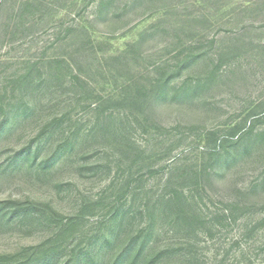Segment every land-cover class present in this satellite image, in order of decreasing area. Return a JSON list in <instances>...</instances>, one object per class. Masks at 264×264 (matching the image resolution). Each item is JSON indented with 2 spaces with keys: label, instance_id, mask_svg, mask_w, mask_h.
I'll return each instance as SVG.
<instances>
[{
  "label": "rangeland",
  "instance_id": "obj_1",
  "mask_svg": "<svg viewBox=\"0 0 264 264\" xmlns=\"http://www.w3.org/2000/svg\"><path fill=\"white\" fill-rule=\"evenodd\" d=\"M55 59L89 87L45 83L43 107L0 128V263L97 264L107 238L102 263L124 260L175 188L199 219L167 209L134 264H264V0H0V82Z\"/></svg>",
  "mask_w": 264,
  "mask_h": 264
},
{
  "label": "trees",
  "instance_id": "obj_2",
  "mask_svg": "<svg viewBox=\"0 0 264 264\" xmlns=\"http://www.w3.org/2000/svg\"><path fill=\"white\" fill-rule=\"evenodd\" d=\"M30 67H32V66H29L26 74L20 76L17 79H11V77L9 75H4L2 81L0 82V109H2L3 107L5 108V106H8L10 108L15 106L8 99V97H6V94L9 92L10 83L17 82L20 85V87H21V93L20 94H22V96H21L22 99L25 97H29L30 94H31V96H33L34 91L37 88L44 86L45 83L51 84L54 80H59L60 84L62 86H66V87L77 88L80 84H85L86 87H89V84H87V82L74 71L71 64L65 59H60V60L55 59V60L50 61L49 62V71L47 73L48 76L44 77V78L33 79L32 76L30 75ZM14 89H15V87H14ZM14 89H11L12 93L14 92ZM29 98H33V97H29ZM29 98L25 99L22 102V104L24 106L23 115L17 114V112L15 110L14 111L12 109L9 110L6 113V117L3 118V120L0 122V128H3L4 126H8V129L5 132H10L12 129H14L16 126H18V124L20 123L19 122L20 119H22L26 115H28V118L32 117L33 113L36 110L41 109L43 107L42 104H44L45 100L40 99L38 97H35L32 100L33 102H30ZM6 99H7V101H5ZM94 103H90V104H94ZM94 107L96 108L97 104ZM61 120H62V118H60L58 116H54L52 118V121H50L40 131V134L38 135V137H36V142L34 141L35 144L33 142L31 145H33V144L34 145L31 147H28L29 148L28 150H30V153H28V158L32 157L33 160H35V159L37 160L39 154L41 153V151L45 145L46 140L48 139V137L51 135L53 129L55 128L54 127L55 124H57ZM99 130H103V128H99L98 125L95 126L94 131L98 132ZM40 138H42V139L40 140ZM19 155H20V153L17 154L16 157H18ZM46 163L47 162L46 161L43 162V160L39 161L36 165V170L45 169L46 167L50 168V167H53L55 165L54 162H52L50 164V166ZM166 183L168 185V184H170V181L167 180ZM137 194L139 195V193H136L135 191L132 192V194L130 195V200L134 201L135 196ZM193 199H194L193 196L187 195V193L182 189L173 188L170 192H164V193L159 194L157 196L156 200L158 202H160V204L162 206H160L159 208L153 207L151 209L147 208L146 210H144L146 215L149 216V218H150L149 230H148V233L145 236L144 240H142L138 245L131 247V249L128 247L125 249L127 256H128V252L133 250L134 253L132 255V258L128 259L126 256V259L120 260L121 256H118L117 258H114L112 260V264H134L138 260V258L140 257L141 253H143V251L147 250V248L149 247V245H148L149 242L146 243V241H147V236L148 235L150 236L152 234L151 230H152L153 223H155L156 218L162 217L163 214H165L167 209L172 210V209L176 208V212H175L176 215L175 216H178L181 219H184L186 221H192L193 217L196 219H199L197 216H195L194 213H192L188 210H185L186 207H189L188 205L190 204V201H192ZM129 211L130 210L125 208V207H123V208L118 207L115 209V211H113V213H111V219L115 220L120 216V218L122 220L124 217H127L128 214H130ZM72 220H73V218H69L65 223H63L58 228L59 231H57V233H56L57 237L60 236V234L68 226H72ZM192 222H194V221H192ZM67 229H70V228H67ZM110 245H111V239L107 238V240L104 241V243L102 244V246L100 247V249L97 251V253L95 255L97 264H103L104 263L103 258L105 257V255H104L105 250L107 248H109ZM136 248H137V250H136ZM0 264H4V263H0ZM17 264H20V263H17ZM25 264H31V262L26 261ZM75 264H82V262L78 258V260L75 261Z\"/></svg>",
  "mask_w": 264,
  "mask_h": 264
}]
</instances>
